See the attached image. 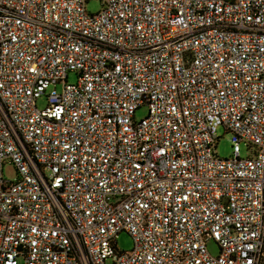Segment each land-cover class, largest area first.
Masks as SVG:
<instances>
[{"label": "built area", "instance_id": "built-area-1", "mask_svg": "<svg viewBox=\"0 0 264 264\" xmlns=\"http://www.w3.org/2000/svg\"><path fill=\"white\" fill-rule=\"evenodd\" d=\"M87 1L0 0V264H262L264 0Z\"/></svg>", "mask_w": 264, "mask_h": 264}, {"label": "rangeland", "instance_id": "rangeland-1", "mask_svg": "<svg viewBox=\"0 0 264 264\" xmlns=\"http://www.w3.org/2000/svg\"><path fill=\"white\" fill-rule=\"evenodd\" d=\"M86 8L90 13H97L102 10L103 3L102 0H88L86 3ZM77 74L73 71L69 72L68 75V82L69 83H75L77 81ZM63 88L62 83L58 84L57 89L61 91ZM47 98L42 97L38 100L37 106L39 108H44L47 105ZM147 114V107L142 106L139 109L136 110L135 117L137 119H141L145 117ZM218 135L220 136L216 143V153L221 158H229L232 155L233 146L231 142V134L224 131L223 128H220L218 131ZM241 156L246 157L247 156V148L244 144L241 145ZM4 177L9 180H13L16 175L17 171L13 163H7L4 166L3 169ZM49 174V172H47ZM117 247L120 251H130L134 246V241L132 236L127 231H121L118 233L117 236ZM209 250L212 254L217 255L218 254V247L216 243L210 242ZM262 264H264V259Z\"/></svg>", "mask_w": 264, "mask_h": 264}]
</instances>
